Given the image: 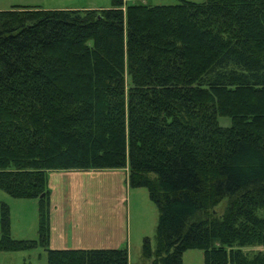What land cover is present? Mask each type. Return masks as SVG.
I'll list each match as a JSON object with an SVG mask.
<instances>
[{"label":"trees","instance_id":"trees-1","mask_svg":"<svg viewBox=\"0 0 264 264\" xmlns=\"http://www.w3.org/2000/svg\"><path fill=\"white\" fill-rule=\"evenodd\" d=\"M179 1L0 11V190L39 205L37 240L14 239L2 206L0 252L129 264L51 249L49 188L51 172L129 167L159 210L152 264H264V0Z\"/></svg>","mask_w":264,"mask_h":264},{"label":"rangeland","instance_id":"rangeland-1","mask_svg":"<svg viewBox=\"0 0 264 264\" xmlns=\"http://www.w3.org/2000/svg\"><path fill=\"white\" fill-rule=\"evenodd\" d=\"M132 3L145 4L150 6H171L180 4L179 0H129ZM198 4L204 3L206 0H188ZM128 3V2H126ZM125 3V10H126ZM114 0H0V10L8 11L13 6H26L33 10H103L111 9L113 7ZM220 124L224 127L230 125L228 118H220ZM117 173L120 174L123 180L124 186L127 189L121 191V186L115 185L112 179L101 178L99 184H91V180L85 183L83 180H79L78 188L81 186L80 194H90L88 184L94 187L93 192H107L109 196H113L114 192L119 191L123 195H127V200L124 199V209L120 212L119 209L114 207V217H116L117 228L121 230L125 237V243L121 249H127L130 255V264H152V259L144 256L145 241L149 239L153 252L157 246V225L159 220V210L157 206L150 200L149 192L146 188L132 189L129 184L130 168L118 169ZM78 172L74 176H70L67 180L66 176H63V172H51L49 175V188L51 191V238H52V225L55 214L59 215L61 210L69 206H73V199L71 196H75L77 193L76 185L72 182L73 178H78ZM99 172V171H98ZM100 173L101 177L109 174ZM95 182L96 180L93 179ZM84 182V183H83ZM97 183V181H96ZM90 185V186H91ZM99 186V187H97ZM101 186V187H100ZM129 187V188H128ZM103 188V189H102ZM83 189V191H82ZM74 194V195H73ZM91 195V194H90ZM69 197L70 200H67ZM87 200V199H86ZM70 201V205L69 202ZM81 204H87L91 200L83 202ZM99 202V201H98ZM7 205L10 208L11 217V234L16 240H37L38 228H39V205L37 200L28 199H16L5 192L0 190V236H1V209L3 205ZM104 200L100 201V205H105ZM229 206V200L225 199L214 212V216L221 217L225 210ZM52 208L54 211L52 212ZM55 209L57 212H55ZM54 213V214H53ZM109 215V216H113ZM60 217V215L58 216ZM110 219V217H108ZM60 221V220H59ZM111 220V225L113 226ZM56 224V223H55ZM110 234V233H109ZM114 232L111 233L113 235ZM51 248V242H50ZM262 248H255L257 251ZM184 264H205L204 252L201 250H188L183 256ZM0 264H47V255L44 249L38 248L25 252H0Z\"/></svg>","mask_w":264,"mask_h":264},{"label":"crops","instance_id":"crops-1","mask_svg":"<svg viewBox=\"0 0 264 264\" xmlns=\"http://www.w3.org/2000/svg\"><path fill=\"white\" fill-rule=\"evenodd\" d=\"M14 7V6H13ZM1 11V10H0ZM76 170H72L74 172ZM109 172L108 175L101 177L100 173ZM63 172V176L67 177V180L70 179V176H74L76 173H67L68 171ZM71 172V171H69ZM118 171L116 170H106V171H89V172H78V178H73L72 183L76 185L75 196H71L73 199V206L63 208L59 215L55 214L52 216L53 225H52V238H51V249L55 250H67V249H121L124 248L122 245L125 243V237L123 236L120 229L116 225V217H114V207L119 209L120 212L123 211L124 199L127 198V195H123L119 191L114 192L113 196H109L107 192H93L95 191L94 187L91 184H99L100 181L97 179L108 178L117 186H121V191L127 189L126 186L122 185L123 180ZM76 176V175H75ZM91 180V186L88 184L89 193L91 194H80L81 186L78 188V181H85L83 185L88 183V180ZM95 179L97 181L93 182ZM71 180V179H70ZM87 185V184H86ZM85 185V187H86ZM99 187V186H97ZM101 187V186H100ZM129 188V187H128ZM103 189V188H102ZM83 191V189H82ZM74 195V194H73ZM67 200H70L67 197ZM83 202L91 200L87 204H81ZM87 199V200H86ZM104 200L105 205H100V201ZM127 200V199H126ZM71 201V200H70ZM70 201L69 205H70ZM99 201V202H98ZM54 209L52 208V212ZM55 212L56 209H55ZM54 214V213H53ZM109 215H113L112 217ZM110 217V219L108 218ZM113 221V226L111 225V220ZM60 220V221H59ZM56 223V224H55ZM114 232L113 235L111 233ZM110 233V234H109ZM129 264H130V255H129Z\"/></svg>","mask_w":264,"mask_h":264}]
</instances>
